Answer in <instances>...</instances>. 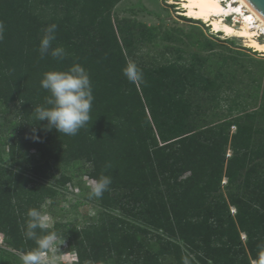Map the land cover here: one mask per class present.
I'll return each instance as SVG.
<instances>
[{
  "label": "trees",
  "instance_id": "1",
  "mask_svg": "<svg viewBox=\"0 0 264 264\" xmlns=\"http://www.w3.org/2000/svg\"><path fill=\"white\" fill-rule=\"evenodd\" d=\"M121 1L0 0V114L18 112L45 172L83 159L96 184V220L62 237L77 264H264V61L189 36L198 52L149 56L181 38L112 17ZM55 194L9 172L0 264L35 261Z\"/></svg>",
  "mask_w": 264,
  "mask_h": 264
},
{
  "label": "rangeland",
  "instance_id": "2",
  "mask_svg": "<svg viewBox=\"0 0 264 264\" xmlns=\"http://www.w3.org/2000/svg\"><path fill=\"white\" fill-rule=\"evenodd\" d=\"M167 0H122L117 4L113 11L114 18H135L148 26H159L161 31L181 38V42H166L156 40L155 47L144 49L149 56H158L164 45H172L180 48L184 55L198 52L196 48L188 46V38L194 39L207 38L215 42V52L223 55H232V52H243L249 57L264 61V52L250 48L245 39L228 37L223 33L213 32L208 23L200 20L193 21L187 17L180 16L182 11L179 6L166 4ZM178 12V13H177ZM226 23L238 27V24H231V18H226ZM261 41V39H257ZM246 58L247 57H243ZM264 78H262V83ZM224 104V103H221ZM250 104H259L251 102ZM210 119V117H208ZM23 123L18 112L12 105L9 112L0 114V186L5 183L9 172L16 171L33 183L52 186L56 194L54 197L43 201L38 212L33 215L39 227L47 228L50 235L42 239V250L36 255L34 262H30L16 252L10 253L16 259L17 264H77L76 254L69 247L65 237L61 234L67 227H75L77 230L93 223L101 209L95 200L96 184L90 178V166L85 160L80 159L76 162L71 160L50 161L49 172L44 171L43 162L40 154L33 148L25 152L23 146L28 145L31 135L27 128H14L12 124ZM234 127L231 128V133ZM1 142H6L2 145ZM14 145L18 148L15 162L13 163L8 156L9 146ZM230 152L227 151V156ZM224 185V183H222ZM0 248L9 251L3 242L0 233ZM40 259H47L40 262ZM97 264V263H94ZM111 264V263H109ZM252 264H255L252 262Z\"/></svg>",
  "mask_w": 264,
  "mask_h": 264
},
{
  "label": "bare ground",
  "instance_id": "3",
  "mask_svg": "<svg viewBox=\"0 0 264 264\" xmlns=\"http://www.w3.org/2000/svg\"><path fill=\"white\" fill-rule=\"evenodd\" d=\"M222 2L227 5L223 6ZM166 4L179 6L182 9L180 16L208 23L213 32L245 39L248 47L264 52V24L240 0H167ZM243 8L248 11L247 14ZM225 17H233L239 26L227 24ZM40 260L41 263L47 261Z\"/></svg>",
  "mask_w": 264,
  "mask_h": 264
},
{
  "label": "water",
  "instance_id": "4",
  "mask_svg": "<svg viewBox=\"0 0 264 264\" xmlns=\"http://www.w3.org/2000/svg\"><path fill=\"white\" fill-rule=\"evenodd\" d=\"M264 24V0H240Z\"/></svg>",
  "mask_w": 264,
  "mask_h": 264
},
{
  "label": "built area",
  "instance_id": "5",
  "mask_svg": "<svg viewBox=\"0 0 264 264\" xmlns=\"http://www.w3.org/2000/svg\"><path fill=\"white\" fill-rule=\"evenodd\" d=\"M222 5H223V6H226L227 3L222 2ZM243 10H244V11H243L244 13H246V14L248 13V11H247L245 8H243ZM228 18H231V24H238V23H239L238 21L235 22V20L233 19V17H228ZM225 19H226V17H225ZM223 182H224V181H223ZM76 260H77V259H75L74 262H75Z\"/></svg>",
  "mask_w": 264,
  "mask_h": 264
}]
</instances>
